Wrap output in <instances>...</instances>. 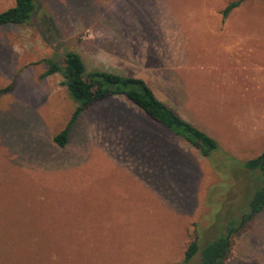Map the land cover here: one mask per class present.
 Returning a JSON list of instances; mask_svg holds the SVG:
<instances>
[{
    "label": "rangeland",
    "instance_id": "374dc122",
    "mask_svg": "<svg viewBox=\"0 0 264 264\" xmlns=\"http://www.w3.org/2000/svg\"><path fill=\"white\" fill-rule=\"evenodd\" d=\"M232 1L34 0L29 24L0 27V264H199L187 246L246 208L258 183L245 163L264 151V1L225 25ZM66 51L144 80L218 150L203 157L121 97L57 147L78 105L43 60ZM230 241L225 264H264V209Z\"/></svg>",
    "mask_w": 264,
    "mask_h": 264
},
{
    "label": "trees",
    "instance_id": "16d2710c",
    "mask_svg": "<svg viewBox=\"0 0 264 264\" xmlns=\"http://www.w3.org/2000/svg\"><path fill=\"white\" fill-rule=\"evenodd\" d=\"M245 0H234L222 11L226 18ZM264 1V0H261ZM35 9L34 0H15V6L0 13V27L7 25L24 26L29 24ZM54 58L45 59L47 69L42 78L60 74L61 85L65 87L70 99L78 106L72 120L65 130L53 137V143L64 148L68 142V130L75 119L95 104L112 98H124L145 114L149 119L160 124L174 136L196 148L203 157L210 156L219 148L218 142L204 131L179 116L172 108L160 101L148 84L134 77L121 76L103 70L87 72L79 54L64 52L61 64ZM245 168L255 174L258 183L246 201V208L231 217L226 232L207 242L201 249L198 238L187 246L183 262L189 263L200 252L199 264H225L231 248V236L241 231L253 216L264 209V151L255 159L247 161Z\"/></svg>",
    "mask_w": 264,
    "mask_h": 264
},
{
    "label": "crops",
    "instance_id": "0c3cea01",
    "mask_svg": "<svg viewBox=\"0 0 264 264\" xmlns=\"http://www.w3.org/2000/svg\"><path fill=\"white\" fill-rule=\"evenodd\" d=\"M259 1H261V0H259ZM243 2H244V1H243ZM243 2H242L240 5H242ZM239 7H240V6H239ZM239 7H238V8H239ZM236 9H237V8H236ZM234 10H235V9H234ZM231 12H232V11H231ZM230 16H231V15H230ZM233 16H234V18H235V19H234L235 21H234L233 23H231V27H232V28L235 27V25H236L235 22H236L237 20H239L241 17H243V15H233ZM222 19H225V25H227V20H229V16H227L226 18H223V16H222ZM221 28L224 29L223 27H221ZM221 28H218V29H220V30L222 31ZM226 28H228V27H226ZM232 28H231V29H232ZM221 31H220V32H221ZM232 31H234V29H232ZM236 34H237V33H236ZM234 35H235V33H234ZM234 44H235V46H237L238 48H240V45H239V44H240V40H238V41L236 40V43H234ZM254 80H255L256 82L253 81V83L256 85V87L258 88V90H260V89H261V87L259 86V85H260V82H257L258 80H256V79H254ZM263 115H264V114H263ZM202 131H203V130H202Z\"/></svg>",
    "mask_w": 264,
    "mask_h": 264
}]
</instances>
